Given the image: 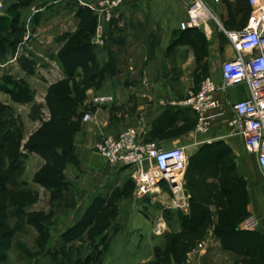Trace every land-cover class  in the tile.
I'll return each mask as SVG.
<instances>
[{"label": "rangeland", "instance_id": "rangeland-1", "mask_svg": "<svg viewBox=\"0 0 264 264\" xmlns=\"http://www.w3.org/2000/svg\"><path fill=\"white\" fill-rule=\"evenodd\" d=\"M95 1L16 0L7 8L4 4L0 11V102L6 106L0 112V125L6 131L0 136V188L5 186L0 189V264H64L65 258L70 264H87L89 255L99 253L98 239L107 233L108 224L118 216L117 209L110 207L96 224L87 227L79 236L80 243L65 247L56 244L52 255L45 253L52 229L44 231L32 222V217L46 224L60 221L70 211L74 200L66 181L67 186L50 191L38 179L46 175L62 177L67 161L72 158L70 151L76 131L85 122V113L92 112L91 104L95 103L91 102V91L100 86L98 73L103 57L98 55L95 64L73 77H62L56 64L62 46L81 36L84 33L81 29L96 15L91 8ZM237 1L229 5L226 0H221L219 5L235 11L233 7L241 5ZM80 6L86 9L80 11ZM245 8H248L247 4H242L239 7L242 12L232 14L239 26L237 30L247 25L249 10ZM212 22L217 28L216 19ZM15 23L18 29L13 32ZM110 30L97 35L95 41V34L90 38L98 54L105 50L109 65L112 59L117 62L119 72L115 75L122 76L132 70L129 66L133 60L145 59L147 53L118 47L117 42L125 34L113 35ZM197 30L206 40L204 30ZM201 51L196 50L198 63ZM15 57L19 66L12 69L8 61ZM45 71L51 73V83L48 79L43 81L47 75ZM133 71H140V68ZM108 76L111 75L105 78ZM194 90H189L186 95ZM10 92L15 93V100ZM210 132L197 133V143L186 149L188 167H191L188 177L192 180L185 183L186 192L191 195L188 210L170 208L159 201L156 194L147 196V207L152 215L164 208L166 230L155 233L152 223L147 220L142 237L134 232L139 238L137 244L127 245L124 249L123 243L119 242L125 233L119 228L116 234L111 233L117 237L116 241L102 247L103 254L116 251L115 254L122 256H116L120 264H141L139 259L142 258L150 259L145 264H152V261L157 264H241L237 255L224 251L218 242L220 232L233 229L239 232L244 251L253 252L245 259V264H264V236L256 230L244 232L242 229L243 221L251 213L253 200L238 159L247 156L248 152L241 140L233 141L234 137L227 135L224 139H209ZM212 143L216 145L211 147ZM51 152L53 157L48 160ZM11 155L13 162L9 159ZM62 157L66 159L65 164ZM251 165L246 163L245 168ZM21 166L24 172L16 178ZM259 180H264L263 173ZM193 182L195 186H191ZM169 201L171 195L165 200ZM161 216L162 212L157 218ZM185 217H192L189 226L196 223L202 226L197 232L184 230L182 221ZM74 234L69 233L68 238ZM260 247L262 251H258Z\"/></svg>", "mask_w": 264, "mask_h": 264}, {"label": "crops", "instance_id": "crops-1", "mask_svg": "<svg viewBox=\"0 0 264 264\" xmlns=\"http://www.w3.org/2000/svg\"><path fill=\"white\" fill-rule=\"evenodd\" d=\"M204 1L219 24L216 28L211 20L208 28L203 29L206 40H203L196 29L183 31L180 28L181 22L187 18V10L192 0H135L124 8L106 31L109 32L111 29L113 35L124 32L125 37L117 42L118 47L138 49L141 53L147 54L145 59L133 60V64L129 66L132 70L127 71L125 75H111L99 79L100 86L91 91V96L96 93L111 94L114 100L106 103H92L93 119L82 123L80 130L76 131L70 151L72 158L67 161L62 174L74 200L70 211L60 221L45 223L47 228L52 229V235L48 239L49 246L45 252L47 255H52V251L57 248L56 244L65 247L70 243L81 242L80 238L68 239V231L80 221L86 209L98 195L107 198L102 216L110 207L117 209L118 216L108 224L106 231L108 235H102L98 239L99 253L89 255L87 261H90L87 264L92 262L93 264H120L116 256L120 258L122 256L119 253L115 254L116 251L103 254L102 247L114 243L117 239L111 233L116 234L119 228L123 230L125 235L119 243H123L122 248L126 249L127 245L137 244L136 240L139 238H136L137 235L134 232L141 235L147 220L154 227L160 212L164 218L163 207L157 215H152L149 212L150 208L147 207L149 202L147 197L141 199L135 197L136 182L130 168L108 161L96 151L95 143L107 132L115 133L134 124H140L142 140H153L163 147L185 146L188 148L197 143V114L181 101L185 99L189 90L198 88L205 76H212L218 83L222 82L223 62L234 59L238 53L229 38L221 31L220 25L225 29L237 30L239 26H236L232 14L242 12L238 7H233L235 8L233 11L220 6L221 0ZM233 1L235 0H226L229 5H233ZM15 2L16 0H4L5 8ZM197 49L202 50L199 63ZM98 55L103 57L100 60V68H102L107 63L108 55L104 49ZM16 58L8 61L12 69L19 66ZM56 64L61 76L68 77L60 63L56 62ZM134 68H140V71L134 72ZM196 69H199L198 72ZM81 70V68L78 69V71ZM45 74L47 75L44 80L42 78L41 80L48 79L51 83V76H49L51 73L45 71ZM249 95L248 83L230 85L216 92L223 114L212 121L211 132L207 136L209 139H224L225 135L230 136L228 121L234 116L232 103L248 98ZM232 136L233 141L243 142L240 135L230 137ZM247 154V156H240L238 161L242 167V174L247 176L252 195L251 214L258 220V227L254 231L264 236V200H262L264 180H259L262 171L256 156ZM246 163H251L252 167L246 169ZM169 196V191L157 195L159 201H165ZM94 224L95 222L90 226ZM144 238L145 236L139 242H142ZM218 242L221 245L220 240ZM223 250L237 255L241 264H245V259L253 253L251 251L241 255L230 250ZM64 260V264H70L68 259ZM146 260L150 262V259ZM146 260L139 259L141 264H145ZM152 264H156L155 261H152Z\"/></svg>", "mask_w": 264, "mask_h": 264}, {"label": "built area", "instance_id": "built-area-1", "mask_svg": "<svg viewBox=\"0 0 264 264\" xmlns=\"http://www.w3.org/2000/svg\"><path fill=\"white\" fill-rule=\"evenodd\" d=\"M135 0H96L91 8L98 17L95 41L109 29L112 21L118 17L127 5ZM251 13L248 24L240 30H227L220 25L221 31L229 38L237 51L234 59L226 60L221 67L222 82L212 76H205L198 88L191 91L181 103L197 114L196 132L208 133L211 123L222 114L220 100L216 92L230 85L248 83L250 95L232 103L234 116L228 121V135H240L246 151L254 154L264 174V0H247ZM4 0H0V11ZM216 19L204 0H192L187 10V18L180 24L181 30L207 29L209 22ZM98 35V36H97ZM109 94L92 95L91 102H110ZM93 119L87 111L84 121ZM140 124L129 125L115 133H105L95 143L96 151L112 163L128 167L135 179L134 195L137 199L149 195H159L169 191L170 208L188 210L190 193L186 192V173L189 157L185 146L163 147L155 141L141 139ZM258 220L249 214L242 223L243 230H254ZM167 223L161 216L153 230L161 234Z\"/></svg>", "mask_w": 264, "mask_h": 264}, {"label": "trees", "instance_id": "trees-1", "mask_svg": "<svg viewBox=\"0 0 264 264\" xmlns=\"http://www.w3.org/2000/svg\"><path fill=\"white\" fill-rule=\"evenodd\" d=\"M239 3L241 5L238 4V8L242 6V4H245V6L247 4L248 8L247 9L245 8V10H249V16H250L251 7L248 1L239 0ZM85 9H86L85 6H80V11H84ZM97 24H98V17L97 15H93L88 26L81 29L84 31V33L81 36H79L73 43L66 42L62 46L60 52L58 53V61L60 63V66L62 67V69L64 70L65 74L68 77L75 76L78 72V69L80 68L84 71L89 69L93 64H95L98 61V53L90 38L91 36L95 34L96 29H97ZM17 29H18V26H17V23H15L12 27V31L14 32ZM195 29L197 30V28ZM109 64L110 62L108 61L99 70V73H98L99 75L98 74L97 75L99 76L100 79H104L107 75H115L116 73L119 72L117 69V62L115 60L113 61L112 59V64L111 65ZM11 95L13 96L14 100L17 98L15 93L12 92ZM4 108H6V106L0 102V112ZM5 132L6 131L4 129V126L1 124L0 125V136H3ZM215 145H216L215 143H212L211 147ZM52 157H53V153L51 152L49 153L47 158L48 160H51ZM9 159L10 161L13 162L14 156L13 155L9 156ZM61 161L65 164L66 163L65 157H62ZM190 171H191V167H188L186 178L189 183L192 182V180H190L188 177V175L190 176L191 174ZM23 172H24V167L21 166L19 171H17V173L15 174V177L16 178L21 177ZM38 182L50 191L56 190L57 188L65 187V185L67 186V184L65 183L63 179V176L61 178H58V177L46 175V176L39 178ZM193 185L195 186V182L191 183V186ZM4 188L5 186L3 185L2 188L0 189H4ZM106 203H107L106 196H103V195L96 196L94 200L92 201V203L89 205V207L84 212L80 221L72 229L68 231V233L75 232V234L72 235L68 239L73 240V239L79 238V236L84 233L87 227H89L94 222L96 224L102 217V212L105 209ZM191 218L189 217V218H186L184 221H182V228L184 230L189 229L190 232H197L199 227L202 225L200 223L199 224L196 223V224H192L191 226H189V223L192 221ZM32 222L39 229H44V231H46L47 227L43 221H40L32 217ZM252 231L254 230H244V232H252ZM238 234L239 232H236L233 229L231 230L226 229L220 232L219 240L221 242L222 248L225 250H230L237 254L246 255L249 251L248 252L244 251L243 246L239 240ZM177 237L181 239L179 235H177ZM258 251H262V248L261 247L258 248ZM87 260L88 258L86 259V261Z\"/></svg>", "mask_w": 264, "mask_h": 264}]
</instances>
